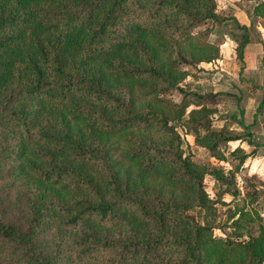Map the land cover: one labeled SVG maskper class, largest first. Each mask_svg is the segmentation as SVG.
<instances>
[{
    "label": "trees",
    "instance_id": "1",
    "mask_svg": "<svg viewBox=\"0 0 264 264\" xmlns=\"http://www.w3.org/2000/svg\"><path fill=\"white\" fill-rule=\"evenodd\" d=\"M253 1L264 18V0ZM215 7L0 0V264L264 263V225L247 230L255 210L216 220L223 201L203 177L221 167L194 161L176 128H192L217 160L239 138L210 127L212 94L179 85L185 66L220 56L215 24L246 28ZM245 43L242 33L238 59ZM224 224L246 237L213 234Z\"/></svg>",
    "mask_w": 264,
    "mask_h": 264
},
{
    "label": "rangeland",
    "instance_id": "2",
    "mask_svg": "<svg viewBox=\"0 0 264 264\" xmlns=\"http://www.w3.org/2000/svg\"><path fill=\"white\" fill-rule=\"evenodd\" d=\"M253 4V0H216L215 9L219 14L227 17L235 15L234 12L237 11L243 17L246 15L249 24L246 28H240L236 26L233 19L226 18L223 22L213 26L208 39L218 45L220 55H225V59L229 58L228 55H233V60L239 63V59L234 58V55H236L235 47L241 39L242 33L246 34V43L243 46L242 55H257L260 52L258 49L264 50V18L251 14ZM263 60L264 57L259 62L264 66ZM184 68L187 70V74L179 82L180 86L184 89L212 94V98L206 101L207 106L214 110L210 117V127L239 136L235 140L221 144L224 158L217 160L209 154L205 147L194 142L192 128H183L176 122V128L182 137L184 152L190 151L191 158L196 162L205 163L209 167H221L222 176L220 178H214L210 174H205L203 177L204 189L208 196L215 198L220 195L223 201L215 204L217 207L216 220L219 223L224 222L229 210L243 205L250 211L255 210V213L250 212L254 220L247 223V230L250 233H255L259 224L264 225L263 108L261 112H257V116L254 113H247V110L252 108L251 102L250 107H247L248 98L245 95L247 93L243 95L240 93L239 96L241 97L238 96V92L231 85V78L227 71L222 69L215 62V59L208 62L200 61ZM256 79L259 84L262 75ZM260 94L262 95V90L256 92L253 102L261 97ZM168 96L174 100H179L181 94L176 88H173L170 89ZM187 111L188 107L183 117H186ZM252 115L255 116L253 120L250 118ZM237 117H240L242 123L243 120H251L250 126L248 125L249 130L252 131L250 135L246 134ZM243 124L245 125V123ZM202 131L203 129L200 128L199 132ZM248 138L253 143L247 142ZM243 152L247 155L241 163H238V155ZM248 193L252 194L253 198H250ZM191 213L196 219H201V210L198 208L193 209ZM237 233L239 234L237 235ZM213 234L235 236L239 239L246 237L243 229H232L226 224L222 227H214Z\"/></svg>",
    "mask_w": 264,
    "mask_h": 264
},
{
    "label": "crops",
    "instance_id": "3",
    "mask_svg": "<svg viewBox=\"0 0 264 264\" xmlns=\"http://www.w3.org/2000/svg\"><path fill=\"white\" fill-rule=\"evenodd\" d=\"M234 14V18H237L238 20H236L239 23L244 24L246 27L249 25L246 15H244L243 17L240 12L237 11H235ZM258 50L260 52L258 51L259 53H257V55H241V58L238 61L239 63H236L233 60V55H228V59H225V55H220L215 59V62L219 66H221L222 69L224 68L227 71V74L231 78V85H233V88L238 92V96L240 95V93H242L241 95L247 93L245 94L248 98V100L246 101L247 107H250V102L252 106L251 109L249 108L247 110V113H254L255 116H257V112H261L262 108L264 115V100H262V95L260 94L259 96L261 97H259L256 102H253L255 99L254 95L256 94V92H259L260 90H262V93L264 92V66L259 62L260 59L264 57V55H260L264 54V50ZM256 59H258V62H256ZM260 75H262V79L259 81L258 84V80L256 78ZM255 116H250L251 120H253ZM251 120H243V123H245V125L247 126V130H249L248 127L250 126ZM250 133H252V131H250Z\"/></svg>",
    "mask_w": 264,
    "mask_h": 264
}]
</instances>
